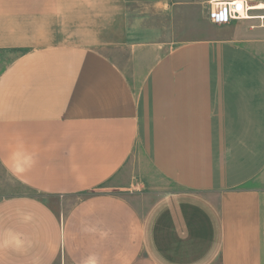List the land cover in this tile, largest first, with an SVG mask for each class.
I'll use <instances>...</instances> for the list:
<instances>
[{
  "label": "crops",
  "instance_id": "0c3cea01",
  "mask_svg": "<svg viewBox=\"0 0 264 264\" xmlns=\"http://www.w3.org/2000/svg\"><path fill=\"white\" fill-rule=\"evenodd\" d=\"M128 4L0 0V264H264V9L171 46Z\"/></svg>",
  "mask_w": 264,
  "mask_h": 264
},
{
  "label": "rangeland",
  "instance_id": "374dc122",
  "mask_svg": "<svg viewBox=\"0 0 264 264\" xmlns=\"http://www.w3.org/2000/svg\"><path fill=\"white\" fill-rule=\"evenodd\" d=\"M133 16L145 15L144 22L158 29V37L171 41V46L187 39L207 35L211 22L208 1L210 0H127ZM209 16V19L208 17ZM10 54L0 50V70L7 64ZM131 167V165H130ZM137 171V166L135 165ZM130 168V173L135 172ZM152 171V170H151ZM132 174V173H131ZM140 174V173H137ZM139 191L159 195L175 187L153 171L142 175ZM22 191L17 182L0 166V199Z\"/></svg>",
  "mask_w": 264,
  "mask_h": 264
},
{
  "label": "built area",
  "instance_id": "2783aa9c",
  "mask_svg": "<svg viewBox=\"0 0 264 264\" xmlns=\"http://www.w3.org/2000/svg\"><path fill=\"white\" fill-rule=\"evenodd\" d=\"M208 7L210 20L215 24L235 19H251V16L262 19L255 11L264 9V0H210Z\"/></svg>",
  "mask_w": 264,
  "mask_h": 264
},
{
  "label": "bare ground",
  "instance_id": "6f19581e",
  "mask_svg": "<svg viewBox=\"0 0 264 264\" xmlns=\"http://www.w3.org/2000/svg\"><path fill=\"white\" fill-rule=\"evenodd\" d=\"M262 7V6H261ZM252 17V16H251Z\"/></svg>",
  "mask_w": 264,
  "mask_h": 264
}]
</instances>
